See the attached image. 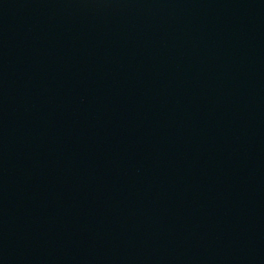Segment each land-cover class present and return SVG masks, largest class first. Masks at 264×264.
<instances>
[{"label":"water","instance_id":"95a60500","mask_svg":"<svg viewBox=\"0 0 264 264\" xmlns=\"http://www.w3.org/2000/svg\"><path fill=\"white\" fill-rule=\"evenodd\" d=\"M0 264H264V0H0Z\"/></svg>","mask_w":264,"mask_h":264}]
</instances>
